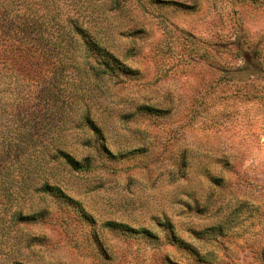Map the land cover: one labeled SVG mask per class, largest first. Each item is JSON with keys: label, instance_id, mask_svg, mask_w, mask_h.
<instances>
[{"label": "rangeland", "instance_id": "obj_1", "mask_svg": "<svg viewBox=\"0 0 264 264\" xmlns=\"http://www.w3.org/2000/svg\"><path fill=\"white\" fill-rule=\"evenodd\" d=\"M6 14L0 264H264V0H29ZM78 28L129 70L102 73Z\"/></svg>", "mask_w": 264, "mask_h": 264}, {"label": "trees", "instance_id": "obj_2", "mask_svg": "<svg viewBox=\"0 0 264 264\" xmlns=\"http://www.w3.org/2000/svg\"><path fill=\"white\" fill-rule=\"evenodd\" d=\"M21 4L28 5L29 0H23ZM21 4L20 2L18 3V0H0V16L7 15L6 13L12 12L14 9L15 10L18 9V7ZM13 23L14 22L12 20L9 23L4 24L3 26L8 25L9 26L8 30H11V25ZM78 32L81 34V37L84 40L88 52L95 54L99 58V60L97 59L98 61L97 63L100 65V67H102L101 68L102 73L117 77L120 74L119 70L122 71H125L124 69L129 70L128 67H126L122 62H120V60L116 56H114L109 50H107L105 47H102L98 42L93 40V38L90 37V35L85 31V29L83 30L81 28H78ZM10 38L13 37L10 35ZM115 65L117 68L115 67ZM87 122L88 125L94 130L95 134L100 133L101 131L100 128H98L96 125H93L92 122H90L89 118H87ZM61 157L64 159L65 163L68 166H70V168L73 170L90 171L94 168V165L92 164L90 157H86L83 160H79L74 155L66 151L61 152ZM44 191L45 192L50 191L55 195L67 197L69 201L75 203L76 208H78L85 217L86 216L88 217V214L84 211V208L80 204V202H78L77 200L71 197H68L66 194H64V192H62V190H60V188L56 186H51L49 184H45ZM88 219L91 218L88 217ZM107 226L111 228L113 227L116 229H120L124 232L136 231L135 228H132L128 224L119 223L116 221L107 222ZM146 231L147 230H141L140 232H146ZM148 235L153 237L149 231H148Z\"/></svg>", "mask_w": 264, "mask_h": 264}]
</instances>
